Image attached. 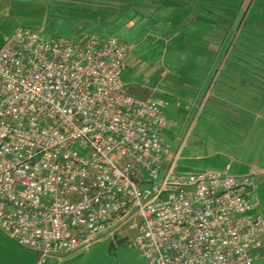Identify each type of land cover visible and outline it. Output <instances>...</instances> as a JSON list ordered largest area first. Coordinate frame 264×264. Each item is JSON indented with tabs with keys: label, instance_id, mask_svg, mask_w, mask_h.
Instances as JSON below:
<instances>
[{
	"label": "built area",
	"instance_id": "obj_1",
	"mask_svg": "<svg viewBox=\"0 0 264 264\" xmlns=\"http://www.w3.org/2000/svg\"><path fill=\"white\" fill-rule=\"evenodd\" d=\"M129 51L28 27L3 41L0 232L34 264L104 237H127L143 264H254L264 221L252 176L174 172L167 103L120 79Z\"/></svg>",
	"mask_w": 264,
	"mask_h": 264
},
{
	"label": "rangeland",
	"instance_id": "obj_2",
	"mask_svg": "<svg viewBox=\"0 0 264 264\" xmlns=\"http://www.w3.org/2000/svg\"><path fill=\"white\" fill-rule=\"evenodd\" d=\"M238 1L235 16L208 0H175L171 8L156 7L154 12L147 1L131 29L124 28V13L115 12V26L108 29L113 35L103 37L130 47V63L120 73L128 90L137 95L136 91L146 89L153 99L167 103L163 112L174 132L166 131V136L173 143L177 174L222 171L229 166L231 175L245 176L254 162L264 168V0ZM198 15L231 25L217 28L197 21ZM103 23L93 21L90 26ZM24 27L41 34L36 27ZM124 33H129L127 39ZM42 35L80 41L62 34ZM92 36L100 37L87 38ZM252 179L264 221V177ZM119 239L101 238L50 258L47 264H143L131 241L117 243ZM254 255V264H264V242Z\"/></svg>",
	"mask_w": 264,
	"mask_h": 264
},
{
	"label": "crops",
	"instance_id": "obj_3",
	"mask_svg": "<svg viewBox=\"0 0 264 264\" xmlns=\"http://www.w3.org/2000/svg\"><path fill=\"white\" fill-rule=\"evenodd\" d=\"M147 1L152 7L151 12L156 7L171 8L175 4V0H0V46L15 29L27 25L38 28L41 35L62 34L76 40H83L90 34L109 37L113 35L108 29L115 26V12L121 16L124 13L127 19L124 28L131 29L134 22L141 19L140 12L144 13ZM100 20L104 22L102 25L90 26L91 22ZM128 34L124 33L123 38L127 39ZM129 59L130 54L122 71L129 65ZM140 90L136 91L138 97H151L146 89ZM130 93L133 94L131 89ZM261 105L263 112L264 103ZM255 115L258 118V114ZM248 174L264 177V168H259L254 162ZM33 254L0 232V264H34Z\"/></svg>",
	"mask_w": 264,
	"mask_h": 264
},
{
	"label": "trees",
	"instance_id": "obj_4",
	"mask_svg": "<svg viewBox=\"0 0 264 264\" xmlns=\"http://www.w3.org/2000/svg\"><path fill=\"white\" fill-rule=\"evenodd\" d=\"M208 2L213 6L218 8L219 10L223 11L226 14H229L231 16H235L238 13L240 2L238 0H208ZM194 7V5H191L189 7H185L184 10H189L190 8ZM197 21L209 24L211 23L215 27L220 28V24H223L228 27L231 25V22L221 20L219 18H211L204 15H198ZM130 92V91H129Z\"/></svg>",
	"mask_w": 264,
	"mask_h": 264
},
{
	"label": "water",
	"instance_id": "obj_5",
	"mask_svg": "<svg viewBox=\"0 0 264 264\" xmlns=\"http://www.w3.org/2000/svg\"><path fill=\"white\" fill-rule=\"evenodd\" d=\"M127 240H128L127 237H123V238L119 239V240L117 241V243H122V242H125V241H127Z\"/></svg>",
	"mask_w": 264,
	"mask_h": 264
},
{
	"label": "flooded vegetation",
	"instance_id": "obj_6",
	"mask_svg": "<svg viewBox=\"0 0 264 264\" xmlns=\"http://www.w3.org/2000/svg\"><path fill=\"white\" fill-rule=\"evenodd\" d=\"M171 131H173V132H174V130H173V126L171 127Z\"/></svg>",
	"mask_w": 264,
	"mask_h": 264
}]
</instances>
